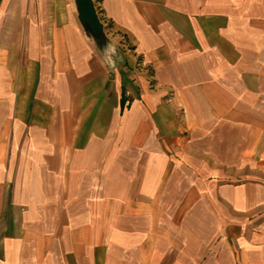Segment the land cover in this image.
I'll return each mask as SVG.
<instances>
[{"label": "crops", "instance_id": "0c3cea01", "mask_svg": "<svg viewBox=\"0 0 264 264\" xmlns=\"http://www.w3.org/2000/svg\"><path fill=\"white\" fill-rule=\"evenodd\" d=\"M92 1L0 0V264H264V0Z\"/></svg>", "mask_w": 264, "mask_h": 264}, {"label": "water", "instance_id": "95a60500", "mask_svg": "<svg viewBox=\"0 0 264 264\" xmlns=\"http://www.w3.org/2000/svg\"><path fill=\"white\" fill-rule=\"evenodd\" d=\"M78 12V20L85 30L96 41L101 52L108 43V38L104 33L103 24L101 23L92 0H75ZM103 56V53H102ZM107 62V58H104Z\"/></svg>", "mask_w": 264, "mask_h": 264}, {"label": "clouds", "instance_id": "9594fccd", "mask_svg": "<svg viewBox=\"0 0 264 264\" xmlns=\"http://www.w3.org/2000/svg\"><path fill=\"white\" fill-rule=\"evenodd\" d=\"M103 56L100 58L101 65H107L114 67L115 66V59L116 56V47L114 42L109 38L108 43L105 45L104 49L102 50ZM107 58V63H105V59Z\"/></svg>", "mask_w": 264, "mask_h": 264}, {"label": "rangeland", "instance_id": "374dc122", "mask_svg": "<svg viewBox=\"0 0 264 264\" xmlns=\"http://www.w3.org/2000/svg\"><path fill=\"white\" fill-rule=\"evenodd\" d=\"M119 47L122 48L123 50H129V45H128V43L120 44Z\"/></svg>", "mask_w": 264, "mask_h": 264}]
</instances>
